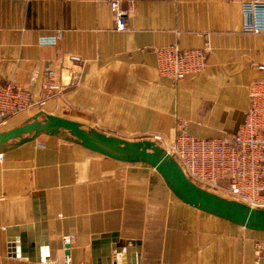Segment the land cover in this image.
<instances>
[{
  "label": "crops",
  "instance_id": "0c3cea01",
  "mask_svg": "<svg viewBox=\"0 0 264 264\" xmlns=\"http://www.w3.org/2000/svg\"><path fill=\"white\" fill-rule=\"evenodd\" d=\"M249 1L123 0L130 14L118 31L106 2L0 0V79L36 101L47 68L69 86L0 122V133L43 112L131 142L166 139L178 120L202 140L236 134L250 86L264 79V33L243 31ZM51 37L55 45L42 43ZM171 46H209L205 71L179 84L161 76L156 50ZM75 140L63 131L6 144L0 264H264V231L185 203L147 163L116 160ZM105 235L117 236L95 248ZM65 236L74 237L70 255Z\"/></svg>",
  "mask_w": 264,
  "mask_h": 264
},
{
  "label": "built area",
  "instance_id": "2783aa9c",
  "mask_svg": "<svg viewBox=\"0 0 264 264\" xmlns=\"http://www.w3.org/2000/svg\"><path fill=\"white\" fill-rule=\"evenodd\" d=\"M96 1L106 2L110 6L118 31L127 29L126 20L130 11L122 8L123 0ZM242 10L243 31L263 34L264 0H250L243 4ZM41 41L55 45L58 37ZM209 51V46L193 50H182L178 46L158 49V72L179 84L187 76H196L205 71ZM71 59L82 65L79 58ZM44 74V96L39 101L34 99L30 90L0 79L1 124L29 113L36 106H44L69 87L50 68L45 69ZM187 129L188 123L178 120L168 138L157 136L154 141L162 145L181 166L186 177L198 187L207 191H224L237 202L254 209H264V79L250 86L248 111L236 134L223 139L202 140L189 135ZM73 240V236L63 238L66 246H70ZM66 258L69 259L68 256Z\"/></svg>",
  "mask_w": 264,
  "mask_h": 264
},
{
  "label": "water",
  "instance_id": "95a60500",
  "mask_svg": "<svg viewBox=\"0 0 264 264\" xmlns=\"http://www.w3.org/2000/svg\"><path fill=\"white\" fill-rule=\"evenodd\" d=\"M63 131H68L77 143L104 156L124 162H144L151 165L165 178L179 198L199 210L247 229L264 231V209H254L198 187L186 177L177 161L154 140L131 142L96 130L85 129L78 123L40 112L25 125L0 133V155L6 151V144L12 140L21 139V143H24L35 139L40 134L59 135ZM24 136L27 138H23ZM44 220L45 217H42V221ZM116 236L97 237L94 247L98 249L99 241L107 242L108 238ZM106 247L105 245L104 248ZM66 248L68 249L66 254L70 255V246ZM108 250L107 247L106 255H110Z\"/></svg>",
  "mask_w": 264,
  "mask_h": 264
},
{
  "label": "rangeland",
  "instance_id": "374dc122",
  "mask_svg": "<svg viewBox=\"0 0 264 264\" xmlns=\"http://www.w3.org/2000/svg\"><path fill=\"white\" fill-rule=\"evenodd\" d=\"M165 145V144H164ZM162 146V145H161ZM220 193V195H224V196H229V194L228 193H226V192H219ZM230 197V196H229ZM258 253H259V257H260V259H263L264 258V248H261V249H259V251H258Z\"/></svg>",
  "mask_w": 264,
  "mask_h": 264
}]
</instances>
